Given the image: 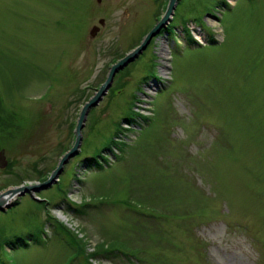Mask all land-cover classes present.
<instances>
[{
    "label": "rangeland",
    "instance_id": "1",
    "mask_svg": "<svg viewBox=\"0 0 264 264\" xmlns=\"http://www.w3.org/2000/svg\"><path fill=\"white\" fill-rule=\"evenodd\" d=\"M167 1L0 0V191L48 178ZM168 27L0 210V264H264V0H179Z\"/></svg>",
    "mask_w": 264,
    "mask_h": 264
},
{
    "label": "water",
    "instance_id": "2",
    "mask_svg": "<svg viewBox=\"0 0 264 264\" xmlns=\"http://www.w3.org/2000/svg\"><path fill=\"white\" fill-rule=\"evenodd\" d=\"M178 1L179 0H168L163 14L157 20L154 26L144 35L141 42L136 47L125 53L124 56H122L109 67L104 81L100 84L98 88H96L93 95H91L89 99L84 102L80 109L79 116L76 122V127L74 129L75 138L72 146L60 157L56 167L51 171L48 178L42 182L9 186L6 189L0 191V210H4L11 207L17 197H21L24 194H29L31 197H33L35 192H38L43 188H47L57 181L60 173L63 171L64 165L68 162L71 157H73L77 153L79 149L82 139V128L84 126L87 114L89 113L90 109L92 107H95L105 96L108 89L112 85L115 74L119 70L127 66L130 62L138 58L139 55L146 49L151 39L155 37L163 28L167 27V25L170 23L172 15L174 14V10L177 6ZM99 23L101 25H104V20H99ZM98 31L99 27L97 25L93 26L89 32L90 36H95ZM6 165L7 160L4 156V150L1 149L0 167L3 168Z\"/></svg>",
    "mask_w": 264,
    "mask_h": 264
},
{
    "label": "trees",
    "instance_id": "3",
    "mask_svg": "<svg viewBox=\"0 0 264 264\" xmlns=\"http://www.w3.org/2000/svg\"><path fill=\"white\" fill-rule=\"evenodd\" d=\"M165 31L169 32V27L165 28ZM184 31L186 32L185 35H186L187 39L189 41H191L192 39L189 37L188 29L184 28ZM210 39H212V38L210 37ZM125 120L129 121V122L133 121V119L131 117H127V118H125ZM95 156L97 157L99 155L96 154ZM95 156L86 158L85 162H86V164H88L87 166H94V167L100 168L101 167V164H100L101 161L97 160V158H95ZM100 160H101V158H100ZM19 241H22V240L19 239ZM17 242H18V238H16L14 244L17 243ZM24 244H26V241L24 242Z\"/></svg>",
    "mask_w": 264,
    "mask_h": 264
},
{
    "label": "flooded vegetation",
    "instance_id": "4",
    "mask_svg": "<svg viewBox=\"0 0 264 264\" xmlns=\"http://www.w3.org/2000/svg\"><path fill=\"white\" fill-rule=\"evenodd\" d=\"M163 34H165V32H164V31H161V32L158 34V36H161V35H163Z\"/></svg>",
    "mask_w": 264,
    "mask_h": 264
}]
</instances>
